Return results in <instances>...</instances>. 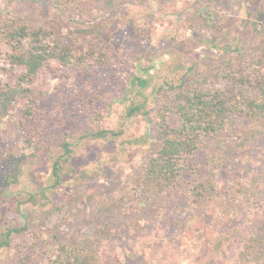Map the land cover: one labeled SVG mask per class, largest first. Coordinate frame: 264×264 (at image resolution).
Returning a JSON list of instances; mask_svg holds the SVG:
<instances>
[{"label":"rangeland","instance_id":"obj_1","mask_svg":"<svg viewBox=\"0 0 264 264\" xmlns=\"http://www.w3.org/2000/svg\"><path fill=\"white\" fill-rule=\"evenodd\" d=\"M261 11L264 0H92L75 23L49 0H0V89L9 93L0 101V238L21 228L0 247V264H51L58 255L63 264H264V254L249 252L264 216V132L253 133L264 130V119L257 115L245 110L240 119L235 111L229 135L205 143L194 176L183 175L191 186L212 182L213 202L202 215L182 213L188 201L171 200L176 186L167 211L147 208L149 200L138 196L144 165L157 151L146 134L161 115L176 121L177 95L259 96L264 35L253 23L258 27ZM15 25L76 47L92 68L73 71L51 60L52 69L22 82L24 68L11 66L22 47L10 36ZM134 75L147 86L131 84ZM130 103L153 110L127 116ZM27 104L32 115L24 114ZM98 129L113 134L92 136ZM62 141L73 149L75 174L52 187ZM13 160L20 170L8 186L1 175ZM163 195L154 204L165 203ZM218 235L226 239L214 248Z\"/></svg>","mask_w":264,"mask_h":264},{"label":"trees","instance_id":"obj_2","mask_svg":"<svg viewBox=\"0 0 264 264\" xmlns=\"http://www.w3.org/2000/svg\"><path fill=\"white\" fill-rule=\"evenodd\" d=\"M89 1L92 0H49L53 5H58L63 12L68 14L71 21L75 23L81 21V17H83L82 15L86 12V5ZM257 16L259 18V25L257 27L256 24L253 23L254 28L264 35V12H258ZM96 26H98V23L95 22L87 27V29L93 28L94 30ZM10 36L17 41V44L22 46L18 52L13 53L11 58V66L16 64L24 68L23 73L19 76L22 82L32 80L39 72H42V70L52 69L51 60H56L60 66H65V68H71L72 70L77 68L76 70L80 71L82 69L90 70L92 68L90 63H88L89 65L85 64L86 59H82L83 54L78 51L76 47L64 41H56V39H53L52 43H49V41H47L48 35H44L40 31H27L26 26L23 25L18 27L15 25ZM24 38H27L26 46H23L22 43ZM262 52L264 53V46L262 47ZM262 60L264 63V57L263 59L260 58L259 62H262ZM60 66H55V68H60ZM257 77L258 78L254 82L259 90V96H244L245 100L241 99V101L238 102L233 100L239 99L237 94L234 93L228 97L219 92L210 94L209 92L203 93L201 90L192 91L190 93L181 92L172 103V112L177 115L176 121L171 123L167 120L166 115H161L158 121H156V125L151 124L154 130L147 132L146 135L155 139L157 142V151L144 165L143 182L142 186H140L142 190H140V194H138V196L142 195L145 200H149V202H147V208L153 207L154 209L161 208L166 211L169 210L171 204L166 200L167 194H170L172 189L176 186V194L175 196H171V200L176 202V197L183 196L185 197L184 199L188 201V207L181 206L182 213L190 210L189 214H191V216H197L206 212L213 202L212 191L214 187L211 184L212 182H207V180H209L207 179L205 183L197 182L196 185L191 186L183 175L188 173L187 175H190V177L194 176L196 169V153L205 143L217 144L228 134L227 131H231L230 118L232 115H238L235 111L238 110L240 115L246 110V114L250 116L257 115L264 119V71H261ZM243 82L244 79L238 77L237 83L241 84ZM130 83L138 85L140 89H143L147 86L148 81L144 77L134 75L131 77ZM27 88L26 96L29 98L28 101L33 102L31 95L32 88L29 86ZM8 96L9 93L7 94L6 90L0 89V101L4 98L8 99ZM141 107L145 109V114L153 110L152 107H146L144 104L137 105L135 103H130L126 111L127 116L138 113ZM33 110L32 104H27L24 114L26 116L32 115ZM146 116L148 115L146 114ZM239 118L241 119L242 115H240ZM146 120L147 122H151L149 118H146ZM238 131L241 132V134L235 133L234 138L236 139L241 138L243 129L238 128ZM262 132H264V130H256L253 133L259 134ZM253 133L251 136H253ZM112 134V132L106 129H98L91 133L92 136L99 138H106ZM202 139L205 141H202ZM243 139L244 137H242L238 143L242 144ZM60 146L61 152L53 161L51 168L52 187L58 186L63 176L75 174L74 168L68 164L73 154L71 144L67 141H62ZM19 170L20 165L17 161L13 160L8 173L1 175L3 183L9 186L11 182H14ZM81 176L85 177L84 172L81 173ZM144 184L145 186H143ZM209 188H211L212 191L208 193ZM41 193L45 197L44 192L42 191ZM158 193L165 194L163 195L165 203H158V205L154 204V198ZM31 198L32 196H29V199ZM194 205L197 206L195 207V211L193 209ZM189 207L192 208L189 209ZM229 209V211L234 210L232 207ZM256 227L257 230H259L257 231L258 236L256 235L258 244L256 247L250 245L249 252L251 258H257V256L264 254V216L260 217V221ZM20 229V227L7 228L0 238V247L9 246L11 235L17 233ZM256 237H254L255 240ZM225 239V236L218 235L214 240V248L222 247ZM196 241L199 240L196 239L193 241L192 245H189L191 246L189 247L190 251H194L196 248ZM76 259L77 257H75V260ZM63 263L64 259L58 255L52 260L51 264ZM66 263H68V261Z\"/></svg>","mask_w":264,"mask_h":264}]
</instances>
